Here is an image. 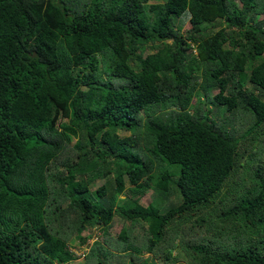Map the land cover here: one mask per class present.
I'll use <instances>...</instances> for the list:
<instances>
[{
    "label": "trees",
    "instance_id": "trees-1",
    "mask_svg": "<svg viewBox=\"0 0 264 264\" xmlns=\"http://www.w3.org/2000/svg\"><path fill=\"white\" fill-rule=\"evenodd\" d=\"M263 54L264 0H0V264H72L68 239L105 234L115 214L131 224L117 236V264H134L129 250L172 264L176 239L190 264H264V178L253 173L251 192L203 217L241 140L263 133ZM246 118L239 139L231 124ZM166 163L179 168L171 184L181 199L161 213L139 200L152 186L169 194ZM112 167L107 203L105 183L95 185ZM126 184L139 195L115 207ZM192 218L204 234L187 241L181 226ZM216 235L231 252L203 242ZM84 257L108 264L92 245Z\"/></svg>",
    "mask_w": 264,
    "mask_h": 264
},
{
    "label": "rangeland",
    "instance_id": "rangeland-1",
    "mask_svg": "<svg viewBox=\"0 0 264 264\" xmlns=\"http://www.w3.org/2000/svg\"><path fill=\"white\" fill-rule=\"evenodd\" d=\"M177 25L180 27V32L184 36L188 29L191 28L189 23V16L185 14L182 16L179 21L177 22ZM217 26V25H216ZM218 28H212V31H216ZM153 52L151 49L146 48L142 51V56L145 57L146 54H149ZM193 54H195V51H193ZM264 60V54L262 57H260L257 60V63H260ZM251 87V86H250ZM212 94L217 93V90H213L211 92ZM195 100H193L194 103ZM207 108L211 110V117L213 120L219 124L221 127H229L228 123L230 124L229 115L225 114L222 107H216L215 110H213L214 107L212 105L208 104ZM227 124V125H226ZM251 123H248V119H242L241 121H238L237 123L231 124L233 130H235L236 136H239L237 138L242 139L240 137L244 130H247L250 127ZM234 125V126H233ZM263 133H259L257 138L251 139L250 136H248L246 139L241 140L240 142V149H241V157L236 165V168L234 169L233 173L231 174L226 186L222 190L220 196L215 200V204L211 205L209 207L210 213L208 215H203L204 219L209 218L208 216H214V213L212 211L216 210V212L220 213L222 210L220 208L225 207V205L230 204L228 202L229 198H238L243 193H249L256 187V182L259 181V178H251V175L258 174L260 178H264V125H263ZM241 131V132H240ZM128 132L124 133V135H127ZM75 143V144H74ZM75 146L77 145L76 139L73 141ZM118 167H112L111 168V174L107 176L106 178H101V176L98 178L95 187H99L100 185L104 184L106 185V188L108 189L107 194L105 198L108 199L111 198L113 195L112 189L114 188V178L116 176V171ZM162 171L169 172L172 176V178L169 180V194L163 193L158 194L155 187H151L150 190L145 192L143 196H141L139 200V204L143 207H146L148 204H153L155 207L159 208L161 210V213H164L171 207H175L177 204L180 203V195L179 193L175 192V187L172 183L174 179L177 178L179 174V168L178 166L168 165L167 163L163 165ZM154 176L157 174L154 173ZM129 184H126V191L123 195H117L116 202L114 204L115 207L118 206H130V203H132V200L137 198L139 194L136 192L133 195L129 193L128 191ZM232 191V192H231ZM231 195V197H230ZM108 205V204H107ZM195 218H192L190 221L186 223V225L181 226V229L185 232V239L187 241L194 240L198 237L203 236L204 234V228L203 229H197V228H189V225L194 224ZM210 221L216 226V229L219 231L223 230L224 224L222 221L219 220V218H211ZM218 221V224H217ZM131 224L128 220H124L122 217H120L118 214H115L113 224L111 227L107 229V232L104 234L102 230L98 228H93L91 233V237L94 236V242L92 244V248L95 247L100 250L102 253V257L104 258V262L108 264H117L118 260L122 258V255L117 253L116 245H117V236L120 232H122L123 229L129 228ZM229 227V225H227ZM140 227V225L136 224L133 228V231ZM231 227V226H230ZM126 230V229H125ZM86 233V232H85ZM94 234V235H93ZM132 234V233H131ZM225 235V232L222 233ZM85 234H82L81 237H83ZM132 242L131 244L134 246H140L141 243L144 242L145 237L142 235V232L138 235L132 234ZM90 237V238H91ZM207 238L211 239H203V242L211 248L215 254L224 253V252H231L233 244L229 241H220L217 239L216 236H207ZM225 237H222L221 240H224ZM90 239H88L89 241ZM84 242L81 244L78 240V237L72 236V239H68V247L69 249L74 253L76 260L71 262L72 264H85L84 261L86 260L83 256L85 253H87L91 247L89 244L92 243V241ZM175 244L177 247L173 249L172 257L176 258V261L172 264H190L188 259H186L184 253L179 248V241L176 239ZM87 246V249H86ZM84 249L80 252V250ZM162 248L160 247V250ZM131 254L134 256L139 257L138 259L134 260V264H164L162 255L160 254L158 259L155 260L151 255V253H147L146 251H143L141 253L134 252L132 250H129ZM128 253V254H129ZM129 259V256L125 261H122L118 264H127L126 261ZM166 264V263H165Z\"/></svg>",
    "mask_w": 264,
    "mask_h": 264
},
{
    "label": "clouds",
    "instance_id": "clouds-1",
    "mask_svg": "<svg viewBox=\"0 0 264 264\" xmlns=\"http://www.w3.org/2000/svg\"><path fill=\"white\" fill-rule=\"evenodd\" d=\"M149 205V204H148ZM147 205V206H148ZM88 241V240H87ZM89 241H92V243L91 244H89L90 242ZM87 243L89 244V246L91 247V245L93 244V242H94V239H90ZM86 249H87V246H86ZM84 249H82V250H80V252L81 251H83ZM71 251V250H70ZM86 254V253H85ZM85 254L83 255V256H85Z\"/></svg>",
    "mask_w": 264,
    "mask_h": 264
}]
</instances>
